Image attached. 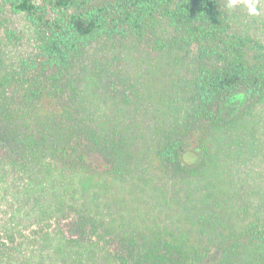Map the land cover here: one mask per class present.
<instances>
[{
  "label": "trees",
  "instance_id": "1",
  "mask_svg": "<svg viewBox=\"0 0 264 264\" xmlns=\"http://www.w3.org/2000/svg\"><path fill=\"white\" fill-rule=\"evenodd\" d=\"M231 15L223 0H0V264H264V203L236 201L264 42ZM129 48L190 73L145 142L97 110Z\"/></svg>",
  "mask_w": 264,
  "mask_h": 264
},
{
  "label": "rangeland",
  "instance_id": "2",
  "mask_svg": "<svg viewBox=\"0 0 264 264\" xmlns=\"http://www.w3.org/2000/svg\"><path fill=\"white\" fill-rule=\"evenodd\" d=\"M223 1L229 7L235 27L264 42V0ZM180 55L187 58L183 52ZM160 57L146 49H126L120 67L113 65L110 68L111 71L121 72L117 79L118 88L115 89L111 84L95 90L98 93L97 110L113 116L112 120L119 118L120 125L132 131L129 132L131 135L134 132L141 142L153 138L150 131L165 126L174 118L177 112L173 106L182 105L183 99L178 103L173 101L178 97V90L184 89L190 77L187 64L184 65L186 60L177 62L173 58ZM250 126L254 130V137L250 138V152L239 156L247 157L244 165L240 164L236 153V161L240 164L238 167L247 170L246 176L241 173L242 180L236 182L240 193L237 205L248 209L242 215L250 213V201L254 206L260 204V201L264 203V103L254 108ZM195 195L194 200L199 194ZM218 254L221 255V250L214 253L215 256ZM241 259L243 257L235 264H243L244 260L242 263Z\"/></svg>",
  "mask_w": 264,
  "mask_h": 264
}]
</instances>
